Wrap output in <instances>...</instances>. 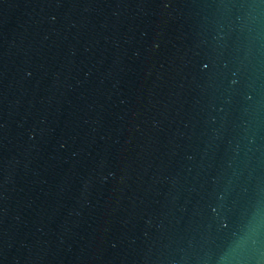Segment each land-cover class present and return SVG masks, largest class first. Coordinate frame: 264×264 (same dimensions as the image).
Wrapping results in <instances>:
<instances>
[{
  "label": "water",
  "instance_id": "1",
  "mask_svg": "<svg viewBox=\"0 0 264 264\" xmlns=\"http://www.w3.org/2000/svg\"><path fill=\"white\" fill-rule=\"evenodd\" d=\"M0 264H264V0H0Z\"/></svg>",
  "mask_w": 264,
  "mask_h": 264
}]
</instances>
